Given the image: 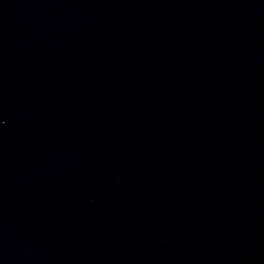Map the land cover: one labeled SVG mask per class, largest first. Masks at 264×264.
Returning a JSON list of instances; mask_svg holds the SVG:
<instances>
[{"label":"water","instance_id":"water-1","mask_svg":"<svg viewBox=\"0 0 264 264\" xmlns=\"http://www.w3.org/2000/svg\"><path fill=\"white\" fill-rule=\"evenodd\" d=\"M0 264H264V0H0Z\"/></svg>","mask_w":264,"mask_h":264}]
</instances>
